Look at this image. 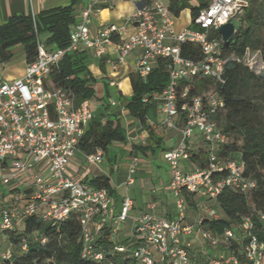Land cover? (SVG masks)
I'll return each mask as SVG.
<instances>
[{"label":"built area","instance_id":"1","mask_svg":"<svg viewBox=\"0 0 264 264\" xmlns=\"http://www.w3.org/2000/svg\"><path fill=\"white\" fill-rule=\"evenodd\" d=\"M137 4L131 17L135 31L121 38V27L116 24L93 32L90 28L94 14V3L82 10L80 20L71 30L70 46L67 49L50 50L38 38V56L27 64L23 77L12 82H0V162L9 163V173L0 176L1 182L9 184L22 173L31 175L34 191L29 198L18 193L16 199L31 200L21 210L29 215L46 205L43 216L60 220L76 213L83 225L84 240L92 239L93 217L102 214L111 223H123L133 205L130 197L123 201L115 214L111 206V195L107 188H94L82 178L67 173L71 158L78 149V142L86 127L96 116L90 101L77 102L76 96L50 81L52 69L59 65L66 51L87 50L95 55H104L109 46L117 45V63H123L135 49L140 50L136 61V72L146 77L159 59L168 61L170 81L161 94L160 101L163 125L181 131L179 144L164 152L173 177L169 187L174 194L176 217L169 218L153 213H143L134 226L133 236L139 243L131 250L119 245L117 250H129L140 264H155L156 258L169 264H192L190 244L186 237H201L209 246L221 245L203 226L204 218L188 223L187 204L184 192L199 193L215 199L225 186L246 190L255 185L243 175V167L237 159L222 161L216 156L218 146L226 142V134L216 120L211 118L224 106V100L214 86L188 97L179 90L183 81L191 82L195 77H209L222 83L225 60L222 58V36L219 28L237 17L241 19L249 0H210L209 5L199 10L194 19L198 28L176 30V16L170 6L161 0H134ZM197 45L201 58L191 59L182 55L184 44ZM115 104L114 101H112ZM198 131L209 144V163L204 168L184 171L183 160L190 159L188 141ZM104 151L98 149L86 154V161L99 164L104 160ZM223 163V164H222ZM224 165V166H223ZM48 167L49 175L43 172ZM136 163H134L132 171ZM226 168L227 176L215 179L217 170ZM0 231L16 228L14 212L1 210ZM211 218H217L216 210H206ZM264 219V216H261ZM254 223L245 218L243 228L247 241L243 249L250 264H264V239L252 232ZM101 224L97 225V229ZM225 239L234 237L226 230ZM26 249V243L20 244ZM14 248V247H13ZM209 259V264H242L237 255L225 256V247ZM13 251H8L10 256ZM157 252L158 257L155 256ZM101 257L100 254L95 255Z\"/></svg>","mask_w":264,"mask_h":264},{"label":"trees","instance_id":"2","mask_svg":"<svg viewBox=\"0 0 264 264\" xmlns=\"http://www.w3.org/2000/svg\"><path fill=\"white\" fill-rule=\"evenodd\" d=\"M209 2L210 0H197V4L193 5L190 0H171L169 5L177 16L182 10L191 8L192 28H198L194 19L199 10L208 6ZM75 4L73 2L42 10L35 15L29 13L10 16L6 22L0 24V62L11 60L14 56L13 48L17 45L23 46L28 63L34 61L38 56V38L41 34L47 35L45 39H40L48 49H67L70 46L72 26L76 21ZM240 20L239 31L229 42L222 43V58L225 60L222 75L224 81L216 83L209 77H195L191 82L183 81L179 90L186 91L188 97H191L203 92L212 82L224 100L223 108L211 115L227 137L226 142L218 146L216 156L224 162L233 159L240 161L244 177L255 185L246 190L225 186L215 199L206 197L205 201L215 202L220 216H202V226L212 236L220 239L221 246L225 247V256H228L226 259L230 255H237L242 264H250L243 249L244 242L247 241L243 228L245 218L253 221L252 232L264 239V219L261 218L264 216V75L254 71L244 59L253 51L258 52L264 60V1L249 0ZM182 55L199 59L201 49L197 45L187 43L182 46ZM88 62L87 50H68L59 65L52 69L49 79L54 86L75 95L77 102L98 98L100 103L97 114L86 127L77 146L85 154H93L98 149L108 153L112 144L126 143L128 137L121 118L115 112V106L108 101L111 96L110 88L113 86L110 81L102 79L106 96H97L96 84L99 79L93 76ZM130 81L132 95L124 98L119 91L118 99H124L122 104L128 115L138 120L140 125L149 131V144L139 148L142 151L148 148L157 150L161 148L162 138L156 134L148 119H151L150 114H156L159 108L160 101L155 95L161 94L169 84L168 61L159 59L146 77L137 72L131 73ZM91 107L95 108L92 104ZM190 154V159L199 168L208 165L209 148L196 152L190 150ZM227 174L228 171L224 167L223 170H217L213 176L218 179ZM84 181L94 188H107L110 194H113L111 178L107 175L101 174ZM32 189L33 187H29L21 193L29 198ZM193 194L184 192L188 206L195 204ZM27 200L26 205L31 202ZM46 208V205H42L36 212L24 215L23 229L1 231L7 233L14 249L10 256L0 257V264H140L129 250H117L119 245L131 250L139 243L138 239L135 236L122 241L115 239L113 225L102 214L93 217V239L86 243L83 225L76 213L55 220L43 216ZM98 224H101L100 229H97ZM229 229L233 231L234 237L227 241L224 233ZM22 242L26 243V249H21ZM96 254L101 257L96 258ZM208 262V258L195 256L192 264H209ZM155 264L169 263L156 258Z\"/></svg>","mask_w":264,"mask_h":264},{"label":"crops","instance_id":"3","mask_svg":"<svg viewBox=\"0 0 264 264\" xmlns=\"http://www.w3.org/2000/svg\"><path fill=\"white\" fill-rule=\"evenodd\" d=\"M90 1L94 3L95 9L90 25L93 32L111 24H116L121 27L120 35L123 39L135 31L134 22L131 21V17L137 8V4L134 0H0V24L6 22L12 15L29 13L35 15L42 10L69 5L75 2V25L80 20L82 10ZM161 1L167 5L171 2V0ZM191 3L196 5L197 0H192ZM186 9L189 10V19L181 21V13L185 9L180 12L179 16L175 15L177 31H181L184 28H192L191 23L193 19L191 8ZM88 53V68L93 76L97 79H106L110 81L113 88L117 89V93L120 91L124 98L130 97L133 92L130 75L136 72V61L140 55V50L135 49L132 51L121 64L117 63L119 53L116 44L109 46L107 52L102 56L95 55L89 51ZM22 58L19 64L7 63L8 65H3L5 69H3L1 72L2 74H0V82L4 81L3 75L10 81L25 75L28 64L25 52ZM2 63L5 62H0V66ZM125 82L127 83L126 85H124ZM123 100H112L115 104L111 103L115 106V112L121 118L122 125L127 133V142H115L112 144L109 152H104V160L99 164L88 163L86 161V154L77 149L74 158L68 165V174L74 178L89 180L101 174L111 178V184L114 188L113 194H110L112 199L111 206L115 214L120 211L126 197L132 199L133 205L129 210L128 219L123 223H111L113 225L114 237L120 241L133 236L136 220L143 213H153L172 219L176 217V198L169 187L173 172L169 163L164 158V152L175 148L181 139V131L179 129L167 128L163 123H157L152 119H148L149 124L153 126L156 134L162 138L161 147L163 149L162 154L164 162L159 160L156 153L157 150L153 151L151 148H148L146 151H142L139 147L149 144V131L147 128L140 125L138 120L128 115L124 104H122ZM98 107L99 105L94 108L95 114H97L96 110ZM157 111L161 113L160 104ZM167 137L172 138L174 144L165 147L164 143ZM188 144L189 149L195 152L209 148L205 139L198 131L194 132ZM136 145L138 147H135ZM118 151L121 153L120 157ZM106 160L109 164L105 163ZM112 160L118 165L117 171L114 165L111 164ZM134 163H136V166L134 171H132ZM9 167V163L0 162V176L9 173ZM180 167L184 171L199 168L191 159L181 161ZM46 168L47 166L43 168V172L48 176L49 171H44ZM7 185H9V187L2 183L0 179V220L1 210L8 209L14 212V215L18 218V229H23L24 218L21 215V210L26 206L28 200H23L25 203L22 205L21 202L17 201L16 197L19 192H24L31 187V175L29 173H22ZM33 191L32 189L31 193ZM205 199L206 197L199 193L193 194L195 204L191 206L187 205L186 221L188 223L195 222V220L201 216L202 211L207 214L203 205ZM201 208H203L202 211L200 210ZM197 210L200 211V213H197ZM219 216L220 214L218 213V217ZM203 217L210 218L208 214ZM186 242H189L190 250L196 248L194 244L198 242V252H202L203 250V253H213L214 247L206 250L204 247L208 244H205L206 242L201 237L190 235L186 237ZM1 248L2 244L0 241V249ZM191 261L193 262V259H191Z\"/></svg>","mask_w":264,"mask_h":264},{"label":"rangeland","instance_id":"4","mask_svg":"<svg viewBox=\"0 0 264 264\" xmlns=\"http://www.w3.org/2000/svg\"><path fill=\"white\" fill-rule=\"evenodd\" d=\"M192 2V0H190ZM259 1H264V0H259ZM189 19V10L188 9H185L182 13H181V21H184V20H187ZM46 34H41L40 35V38L43 40L46 38ZM13 52H14V56L11 60H9L8 62H5V63H2L1 64V68H0V74H2V70L5 69V67H3V65H8L7 63L11 64H19L20 61L23 59L22 57L24 56V50H23V46L22 45H17L13 48ZM244 62L248 65H250L252 67V69L258 73H261L262 75H264V60H262V58L260 57L259 53L258 52H253V51H250L249 52V55L244 59ZM3 80L4 81H8V82H12V80H8L5 78V76L3 75ZM102 79H99V82L96 84V94L97 96H106V88L103 84V82H101ZM127 83L125 82L124 85H126ZM214 87V84L211 82L207 85V87L205 89H210ZM110 93H111V96L108 98V101L112 102V100H117L118 99V93H117V89L116 88H110ZM91 104L94 106V107H97L100 103V101L98 100V98H93L90 100ZM151 116V119L157 123H162L163 121V116L161 113H159L158 111L155 113H151L150 114ZM165 147L168 145H173L174 144V141L172 140V138L170 137H167L166 140H165ZM162 147L161 148H158L157 149V156L159 158V160L161 162H164L163 161V154H162ZM119 153V157L121 156V153L118 151ZM127 155V154H126ZM74 158V156L71 158V160ZM106 164H109V162H107V160L105 161ZM112 165H114V168L115 170L117 171V168H118V165L116 164V162L114 160L111 161ZM110 166V165H109ZM48 171V167L44 170V171ZM67 173H68V167H67ZM114 174V173H113ZM114 176V175H113ZM7 187H9V185L5 184ZM25 203V201H21V204L23 205ZM204 205V210L206 211L207 209H214L216 210L217 213H219V210L215 207V202L212 201V200H208V201H205L203 203ZM201 211L203 210V208L200 209ZM197 213H200V211L197 210ZM201 216H206L207 214H205L203 211L201 212ZM14 222L16 223V228L18 229V218H16V216L14 217ZM0 241H1V244H2V248L0 249V257H2L3 255H7L8 254V251H13V246L10 245V241H9V238H8V235L7 233L5 232H1L0 231ZM198 245L199 243H195L194 244V249H191L190 250V255L191 257L193 258V260L195 259V256H201L202 258H208L210 255L209 253H203V250L202 252H198L197 249H198ZM205 246V245H204ZM206 250H209V249H212V246H209V245H206L204 247ZM204 249V250H205ZM223 249V247L220 245L219 247L217 248H213V253L211 255V258H214L215 257V254L216 252H219ZM155 256L158 257V254L157 252H155Z\"/></svg>","mask_w":264,"mask_h":264},{"label":"water","instance_id":"5","mask_svg":"<svg viewBox=\"0 0 264 264\" xmlns=\"http://www.w3.org/2000/svg\"><path fill=\"white\" fill-rule=\"evenodd\" d=\"M241 28V20L237 17L232 18L219 28V34L224 42H229Z\"/></svg>","mask_w":264,"mask_h":264}]
</instances>
